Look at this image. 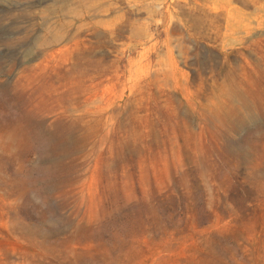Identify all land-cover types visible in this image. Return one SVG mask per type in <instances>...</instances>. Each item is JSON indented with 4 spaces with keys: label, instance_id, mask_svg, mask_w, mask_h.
<instances>
[{
    "label": "rangeland",
    "instance_id": "1",
    "mask_svg": "<svg viewBox=\"0 0 264 264\" xmlns=\"http://www.w3.org/2000/svg\"><path fill=\"white\" fill-rule=\"evenodd\" d=\"M0 264H264V0H0Z\"/></svg>",
    "mask_w": 264,
    "mask_h": 264
}]
</instances>
